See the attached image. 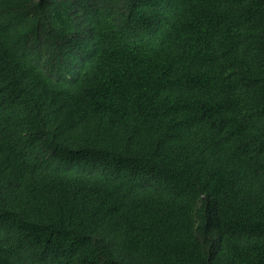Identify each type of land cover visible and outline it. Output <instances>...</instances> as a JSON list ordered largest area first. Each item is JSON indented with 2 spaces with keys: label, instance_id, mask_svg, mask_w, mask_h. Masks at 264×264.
<instances>
[{
  "label": "trees",
  "instance_id": "obj_1",
  "mask_svg": "<svg viewBox=\"0 0 264 264\" xmlns=\"http://www.w3.org/2000/svg\"><path fill=\"white\" fill-rule=\"evenodd\" d=\"M0 264H264V0H0Z\"/></svg>",
  "mask_w": 264,
  "mask_h": 264
}]
</instances>
